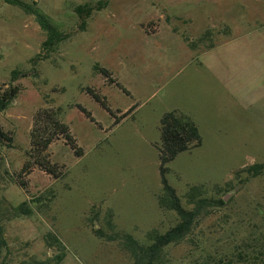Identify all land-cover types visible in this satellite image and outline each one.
<instances>
[{"label":"rangeland","instance_id":"1","mask_svg":"<svg viewBox=\"0 0 264 264\" xmlns=\"http://www.w3.org/2000/svg\"><path fill=\"white\" fill-rule=\"evenodd\" d=\"M23 1L29 5L35 1L33 8L58 31L71 35L48 53V59L34 63L44 32L33 14L0 0V85L9 83L13 70L27 74L14 82L21 88L0 114V127L12 139L10 147L0 146V217L7 245L3 261L130 264L122 235L143 243L147 232L163 233L177 221L175 212L158 206L162 184L157 117L148 105L119 117L131 100L114 87L101 86L104 76L94 68L112 73L129 54L134 56L146 43L134 26L136 14L151 8L161 12L164 5H173L183 11L180 14L188 12L199 29L212 25L227 29L225 36L211 38L217 41L211 50L200 54L201 61L217 63L212 67L215 74L201 69L197 81L212 101L195 115L201 144L166 165L167 183L187 209L191 205L184 195L191 186H202L208 197H215L216 189L225 188L231 179L234 188L217 195L226 193V204L197 219L184 241L167 249V260L185 263L260 245L264 176L238 185L233 174L264 164V0H107L105 8L86 20L84 30L77 27L80 20L74 8L100 0ZM176 24L185 31L192 28ZM222 62L227 66L221 67ZM86 88L99 90L114 115ZM52 104L60 107L58 118L82 153L76 156L62 142L53 143L50 159L62 166L61 175L53 179L35 169L27 176L25 190L11 180V173L18 172L26 159L33 114L52 110ZM74 104L87 110L93 121ZM20 204L21 210L15 211ZM108 213L113 227L107 223Z\"/></svg>","mask_w":264,"mask_h":264},{"label":"trees","instance_id":"2","mask_svg":"<svg viewBox=\"0 0 264 264\" xmlns=\"http://www.w3.org/2000/svg\"><path fill=\"white\" fill-rule=\"evenodd\" d=\"M7 4L15 5L21 8L24 12L34 15L35 22L44 32V39L40 44V52L31 60L36 63L39 60L48 59L49 52L63 40L70 37L69 33H62L58 31L50 21L34 7L35 1L31 5L23 0H3ZM107 0H100L96 5H78L74 11L79 17L78 29L84 30L86 20L94 11L101 10L107 6ZM108 81L116 84L112 79V74L97 65L94 66ZM36 75V72H33ZM27 76L19 70H13L9 83L0 85V114L5 111L15 98L20 90V85L14 84L19 77ZM86 91L90 96L97 101L106 111L114 115L108 109L100 95L92 93L88 88ZM76 107L84 113L91 121H93L89 112H87L80 105ZM127 113L119 117L126 116ZM118 119H115V123ZM159 142L156 145L159 159V172L162 184V193L158 195V206L161 210H171L175 212L177 221L165 232L160 233L153 229L146 234V241L143 243L133 239L130 235H122L126 241L121 245L127 251L130 264H172L167 260V249L182 243L193 229L195 221L210 212L211 209L220 208L226 204L224 196L227 192L234 188L231 186V181L226 182L225 188L216 189L215 197H208L204 194L202 186H191L184 195L187 205H191L190 209L185 208L180 203V198L177 196L174 188H172L166 180V173L168 171L167 164L172 161L179 153L190 151L201 144V137L199 131L193 121L187 115L178 111H171L162 115L159 120ZM63 142L67 145L76 156L81 155V149L77 146L75 139L70 134L69 127L61 122L58 118V111L51 109H38L32 116V126L29 132V149L25 152L26 159L18 172L11 173V180L19 187L27 189V176L33 170L38 169L45 174L57 179L62 173V166L50 159V146L57 142ZM12 139L10 135L3 131L0 127V146L10 147ZM264 176V164L256 163L251 166H246L238 169L233 174V179L238 180V185H243L250 178ZM225 190V194L221 197L217 196ZM22 204L14 208L15 211L21 210ZM106 221L110 227H113L111 222L112 215L108 213ZM94 232L100 236L99 230ZM6 240L4 237V228L2 218L0 217V264H8L4 259V252L6 250ZM60 257H57L59 259ZM19 264H57L48 261H32L22 262ZM175 264H264V240L260 245H246L243 247H236L233 251L207 254L204 257L191 259L185 263Z\"/></svg>","mask_w":264,"mask_h":264},{"label":"crops","instance_id":"3","mask_svg":"<svg viewBox=\"0 0 264 264\" xmlns=\"http://www.w3.org/2000/svg\"><path fill=\"white\" fill-rule=\"evenodd\" d=\"M176 9L173 5H164L161 12H155L152 8L137 11L134 26L146 41L145 45L138 47L134 56L129 54V59L119 63L118 68L114 67L112 79L120 87L105 77L101 80V86L114 87L131 100L122 111L127 115H133L140 106L148 105L149 111L158 121L165 113L178 111L190 117L195 124V115L203 112L197 111L211 105L210 97L202 93L197 81L201 76V69L215 74L212 67L217 63L208 59L201 61L200 54L211 50L217 43L212 42L211 38L225 36L227 29L215 25L199 29L195 26L198 24L193 22L196 18L188 16V12L186 15L180 14L183 11ZM176 21L192 28L189 31L182 30ZM220 64L221 67L227 66L226 62ZM221 83L226 90V82L222 80ZM88 89L100 95L99 90ZM52 109L59 113L60 107L52 104ZM62 144L65 145L63 142ZM76 144L78 146L77 142Z\"/></svg>","mask_w":264,"mask_h":264}]
</instances>
